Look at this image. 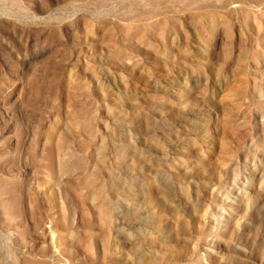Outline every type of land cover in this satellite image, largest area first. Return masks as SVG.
I'll use <instances>...</instances> for the list:
<instances>
[{"label":"rangeland","instance_id":"obj_1","mask_svg":"<svg viewBox=\"0 0 264 264\" xmlns=\"http://www.w3.org/2000/svg\"><path fill=\"white\" fill-rule=\"evenodd\" d=\"M0 264H264V0H0Z\"/></svg>","mask_w":264,"mask_h":264}]
</instances>
